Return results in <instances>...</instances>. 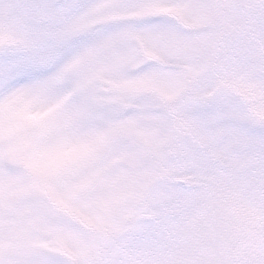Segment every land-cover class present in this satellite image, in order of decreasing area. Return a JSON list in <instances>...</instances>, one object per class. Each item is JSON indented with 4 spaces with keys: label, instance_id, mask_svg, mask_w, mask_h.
Masks as SVG:
<instances>
[{
    "label": "snow or ice",
    "instance_id": "obj_1",
    "mask_svg": "<svg viewBox=\"0 0 264 264\" xmlns=\"http://www.w3.org/2000/svg\"><path fill=\"white\" fill-rule=\"evenodd\" d=\"M177 149L264 264V0H0V264H163Z\"/></svg>",
    "mask_w": 264,
    "mask_h": 264
},
{
    "label": "rangeland",
    "instance_id": "obj_2",
    "mask_svg": "<svg viewBox=\"0 0 264 264\" xmlns=\"http://www.w3.org/2000/svg\"><path fill=\"white\" fill-rule=\"evenodd\" d=\"M177 160L179 163L173 167L169 181L180 184L187 190L204 188V191L196 192L199 195L173 192L175 200L183 203H180L183 206L178 209L176 202L174 204L172 199L168 200L175 209L173 212L183 213L179 223L172 215H163L158 261L163 264H242L244 258L247 259L246 252L252 253L249 257L254 255V245L246 243V237L254 231V210L245 202L243 195L236 194L227 187L214 197L207 194L216 189L213 177L228 171L225 162L213 160L215 167L210 166L205 173L193 172L190 166L184 165L181 149H177ZM153 213L161 212L153 205L149 214ZM233 217L248 220H244L247 223L243 225H235L232 221H237ZM195 220H198L197 224L202 226L201 229L197 228ZM201 233L205 234L204 238L200 237ZM187 245L193 247L187 250Z\"/></svg>",
    "mask_w": 264,
    "mask_h": 264
}]
</instances>
